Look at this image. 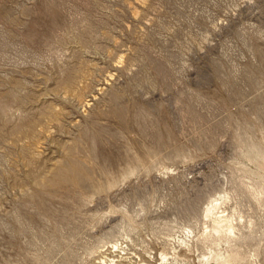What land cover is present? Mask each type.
<instances>
[{
  "label": "rangeland",
  "instance_id": "1",
  "mask_svg": "<svg viewBox=\"0 0 264 264\" xmlns=\"http://www.w3.org/2000/svg\"><path fill=\"white\" fill-rule=\"evenodd\" d=\"M236 251L264 264V0H0V264Z\"/></svg>",
  "mask_w": 264,
  "mask_h": 264
},
{
  "label": "bare ground",
  "instance_id": "2",
  "mask_svg": "<svg viewBox=\"0 0 264 264\" xmlns=\"http://www.w3.org/2000/svg\"><path fill=\"white\" fill-rule=\"evenodd\" d=\"M72 78V77H71ZM83 85V84H82ZM87 85V84H86ZM89 87V86H88ZM67 88H68V86H67ZM69 90V89H68ZM58 112V111H57ZM29 138V137H28ZM30 141V140H29ZM34 141V140H33ZM61 163V162H60ZM56 164V163H55ZM62 164V163H61ZM59 165V164H58ZM54 166V165H53ZM62 166V165H61ZM59 168H57V171H56V174H58V173H63V171H65L66 173H67V175H71V173L72 172H74V175H73V177H72V175L70 176L72 179H74V181L75 180H79L83 175H81V173H78L77 172V170H76V167L75 166H71L68 170H66V169H63V168H61L60 167V165L58 166ZM54 168V167H53ZM56 169V168H55ZM54 169V170H55ZM53 170V169H52ZM55 172V171H54ZM53 175H55V174H53ZM52 175V176H53ZM56 179V178H55ZM54 179V180H55ZM58 180V179H57ZM59 180H60V178H59ZM55 182H56V180H55ZM48 183H52L51 182V179L49 178H43V184H48ZM58 183V182H57ZM45 187V186H44ZM211 206H213V204L211 205ZM211 206H210V208H211ZM214 206H215V204H214ZM205 210H208V211H210V209H205ZM211 213V212H210ZM219 228H220V226L219 225H217V227H216V230L218 231L219 230ZM230 228H231V225H229L228 226V228L227 229H229L230 230ZM227 232H229V231H227ZM215 258H217L218 259V261H222L224 264H229V263H234L235 261H237L238 259H242V257H241V255L236 251V252H226V253H224V254H222V253H218V254H215Z\"/></svg>",
  "mask_w": 264,
  "mask_h": 264
}]
</instances>
